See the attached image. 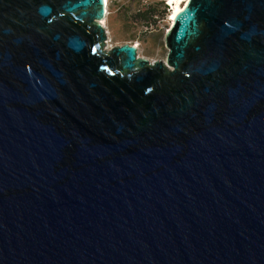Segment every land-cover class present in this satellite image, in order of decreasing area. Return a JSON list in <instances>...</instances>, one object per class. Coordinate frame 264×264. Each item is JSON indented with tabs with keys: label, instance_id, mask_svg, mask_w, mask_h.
<instances>
[{
	"label": "water",
	"instance_id": "obj_1",
	"mask_svg": "<svg viewBox=\"0 0 264 264\" xmlns=\"http://www.w3.org/2000/svg\"><path fill=\"white\" fill-rule=\"evenodd\" d=\"M105 0H0V264H264V0H187L165 59Z\"/></svg>",
	"mask_w": 264,
	"mask_h": 264
},
{
	"label": "rangeland",
	"instance_id": "obj_2",
	"mask_svg": "<svg viewBox=\"0 0 264 264\" xmlns=\"http://www.w3.org/2000/svg\"><path fill=\"white\" fill-rule=\"evenodd\" d=\"M165 0H108L104 28L106 46L122 43L136 46L137 56L151 62L165 59L164 33L169 28L170 12L163 11ZM152 8L153 16L143 20L141 12ZM170 8V6L168 7Z\"/></svg>",
	"mask_w": 264,
	"mask_h": 264
},
{
	"label": "bare ground",
	"instance_id": "obj_3",
	"mask_svg": "<svg viewBox=\"0 0 264 264\" xmlns=\"http://www.w3.org/2000/svg\"><path fill=\"white\" fill-rule=\"evenodd\" d=\"M187 0H167L169 4V12H170V21L172 23V19L177 11L181 9V7L186 3ZM108 0H105V4L107 5ZM104 23V22H103Z\"/></svg>",
	"mask_w": 264,
	"mask_h": 264
},
{
	"label": "trees",
	"instance_id": "obj_4",
	"mask_svg": "<svg viewBox=\"0 0 264 264\" xmlns=\"http://www.w3.org/2000/svg\"><path fill=\"white\" fill-rule=\"evenodd\" d=\"M160 4H163L162 2L160 3ZM169 11L168 10V6L166 5V3H164L163 4V11ZM153 9L152 8H150V7H148L147 9H145V10H143L142 12H141V14H142V16H143V20H146V19H148L149 17H152L153 15Z\"/></svg>",
	"mask_w": 264,
	"mask_h": 264
},
{
	"label": "built area",
	"instance_id": "obj_5",
	"mask_svg": "<svg viewBox=\"0 0 264 264\" xmlns=\"http://www.w3.org/2000/svg\"><path fill=\"white\" fill-rule=\"evenodd\" d=\"M168 10H169V8H168Z\"/></svg>",
	"mask_w": 264,
	"mask_h": 264
}]
</instances>
